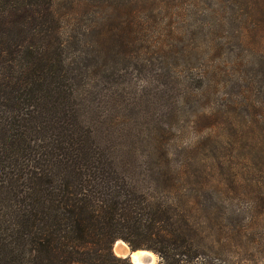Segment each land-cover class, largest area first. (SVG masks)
Returning <instances> with one entry per match:
<instances>
[{"label": "rangeland", "instance_id": "rangeland-1", "mask_svg": "<svg viewBox=\"0 0 264 264\" xmlns=\"http://www.w3.org/2000/svg\"><path fill=\"white\" fill-rule=\"evenodd\" d=\"M56 9L80 118L117 170L142 192L198 198L205 211L206 170L224 165L227 193L233 179L241 185L224 225L237 214L241 264H264V3L57 0Z\"/></svg>", "mask_w": 264, "mask_h": 264}, {"label": "trees", "instance_id": "trees-1", "mask_svg": "<svg viewBox=\"0 0 264 264\" xmlns=\"http://www.w3.org/2000/svg\"><path fill=\"white\" fill-rule=\"evenodd\" d=\"M56 2L0 0V264H133L120 241L159 264H241L237 214L224 225L241 185L227 193L224 165L206 170L213 196L199 211L198 198L140 191L97 144Z\"/></svg>", "mask_w": 264, "mask_h": 264}, {"label": "water", "instance_id": "water-1", "mask_svg": "<svg viewBox=\"0 0 264 264\" xmlns=\"http://www.w3.org/2000/svg\"><path fill=\"white\" fill-rule=\"evenodd\" d=\"M119 243V242H118ZM118 243L116 244V247L118 245ZM124 243V242H123ZM125 244V243H124ZM121 253H120V256H122L123 258L125 259H128L130 260L133 264H156L157 260H155L152 256H147L146 258H138V259H135V255L138 253V252H143L145 250H138V251H133L131 250L129 247L127 248H124V246H121ZM145 252H148V253H151L152 255L155 256V254H153L152 252L150 251H145ZM156 257V256H155ZM136 260V261H135Z\"/></svg>", "mask_w": 264, "mask_h": 264}, {"label": "bare ground", "instance_id": "bare-ground-1", "mask_svg": "<svg viewBox=\"0 0 264 264\" xmlns=\"http://www.w3.org/2000/svg\"><path fill=\"white\" fill-rule=\"evenodd\" d=\"M124 245V243L123 242H120V243H118V245H117V253H118V255H120V253H121V246H123ZM147 256H152L155 260H156V257L154 256V255H152L151 253H148V252H145V251H143V252H138L136 255H135V259H138V258H146ZM136 261V260H135Z\"/></svg>", "mask_w": 264, "mask_h": 264}]
</instances>
